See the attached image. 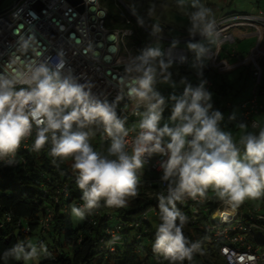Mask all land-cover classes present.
Instances as JSON below:
<instances>
[{
	"label": "clouds",
	"instance_id": "9594fccd",
	"mask_svg": "<svg viewBox=\"0 0 264 264\" xmlns=\"http://www.w3.org/2000/svg\"><path fill=\"white\" fill-rule=\"evenodd\" d=\"M186 2L176 0L180 8ZM190 8L187 31L192 39L186 47L194 54L191 67L202 77L206 62L215 56L213 46L218 45L220 34L211 8L201 0H191ZM130 11L136 16L137 25L144 27L145 17L135 6L130 5ZM155 12L156 5L151 4L146 15L151 18ZM29 15L36 19L35 13ZM24 28L20 24L14 30L18 39L5 70L0 71V161L13 164L21 143L33 133L32 151L39 152L50 143L49 155L54 164L59 166L57 161L64 163L71 159L83 201L81 206L71 207L74 218L84 220L101 206V201L109 208L126 207L129 198L138 195L145 157H166L160 169L161 180L167 182V194L158 195L160 223L152 251L170 264H183L185 260L191 261L195 253L203 254V250L200 242H189L185 237L183 228L188 218L178 209L177 202L182 203L185 198L204 199L211 189L216 199L235 210L246 200L264 196V127L253 133L247 131L248 125L239 124L244 131L238 141L230 131L222 130L223 115L213 110L212 94L205 87L207 81L201 79L194 86L187 77H181L177 83L170 71L173 61L165 59L161 47H145L124 66V74L118 78L119 94L109 103L93 94V82L80 83L70 68L65 71L67 59L62 47L55 57L46 56L47 50L37 38L35 27H29L27 32ZM150 28V35L160 39L161 26L152 23ZM77 30L80 37L73 33L69 41L83 55L99 61L97 48L103 45L94 44L85 30L79 27ZM197 35L203 39L195 40ZM178 43L173 40L170 47L175 48ZM117 51L114 44L108 48L112 55ZM104 60L110 62L111 56H105ZM157 83L172 88L183 85V92L165 97L155 90ZM125 95L146 109L135 113L140 120L132 129L126 127L127 118L117 113ZM169 103L172 105L169 122L161 126ZM94 127L102 128L110 140L106 154L94 150L89 142L95 135ZM137 127L139 131L129 152L126 137ZM119 240V236H112L106 246ZM41 255H50L47 246L29 240L7 249L4 258L27 264Z\"/></svg>",
	"mask_w": 264,
	"mask_h": 264
},
{
	"label": "trees",
	"instance_id": "16d2710c",
	"mask_svg": "<svg viewBox=\"0 0 264 264\" xmlns=\"http://www.w3.org/2000/svg\"><path fill=\"white\" fill-rule=\"evenodd\" d=\"M99 3L106 10L104 24L107 28L115 29L125 25L124 16L128 15V12L122 5L116 0H99ZM232 12L235 11L226 13ZM144 17L147 21L148 17ZM133 35L129 45L137 47L139 39L134 30ZM143 35L144 38L147 37L145 33ZM138 54L139 52H136L135 56ZM209 70L210 68L206 69L208 74ZM220 86H223V83ZM212 91L216 94L218 92L213 86ZM224 94L223 90L213 99L218 105L217 110L229 108L227 117L242 121L239 114L234 115L231 112L230 107L219 105V98ZM165 113L166 111L163 112V116ZM93 140L90 141L93 149L106 154L110 144L99 139ZM50 148L51 145L46 150L34 151L24 166L0 167V216L4 211L11 214L8 221L0 222V264H22L21 260L17 261L11 257L5 259L4 253L17 242L27 241L36 229L41 234L46 233L54 242L53 252L39 260L37 264H93L95 258H99L97 264H101L103 260L105 264H170V261L152 251L156 229L160 223L158 195L161 191L155 179L162 176V173L152 169H150L152 173L146 170L141 172L138 195L129 198L126 207L109 208L101 201V206L93 210L92 214L86 215L80 226L67 227L63 242L60 243L64 223H71L69 210L72 206H79L83 201L82 193L75 183V174L67 171L64 163L57 161L59 164L57 166L52 162L53 158L47 154ZM42 169L45 175L41 174ZM54 181L58 187L53 184ZM54 195H57L56 200L53 198ZM207 196L209 200L197 212L177 205L188 218L183 228L185 237L189 242H200L203 250V254L195 253L191 261L185 260L183 264H224L213 252L212 246L206 242L210 233L208 224L216 220L211 215L217 206L215 195L207 193ZM151 207L155 212L148 211L147 216L143 217L142 212ZM46 216L47 220H44ZM237 216L247 219L249 214H241L238 211ZM224 218L227 219L228 216ZM257 222L264 226V220ZM117 223L121 225L118 232L120 240L114 245V249L110 250L106 247V242L109 241L106 229ZM255 232L254 237L252 235ZM262 236L264 229L252 228L248 233L251 241H259ZM65 245L67 248L63 249Z\"/></svg>",
	"mask_w": 264,
	"mask_h": 264
},
{
	"label": "built area",
	"instance_id": "2783aa9c",
	"mask_svg": "<svg viewBox=\"0 0 264 264\" xmlns=\"http://www.w3.org/2000/svg\"><path fill=\"white\" fill-rule=\"evenodd\" d=\"M79 5L82 6L81 10L78 9ZM90 8H94L95 10L90 11ZM101 12L105 13L102 17L99 15ZM29 13H35L36 19H33ZM14 14H16L15 18ZM262 14H264L262 10H259L257 15L238 13L216 21V29L220 36L218 45L213 49L215 56L203 68L202 77H198L199 82L201 79L207 81L205 85L207 91L212 92L213 82L206 69L217 67L218 69L226 70L230 67L227 59L218 58V51L223 43L235 41L231 28L235 25L254 26V22L257 19L264 20ZM105 16L106 10L100 5L99 0H94V3H86V0H80L77 3H72L69 0H13L8 7L0 10V71L5 70V63L8 61L9 54L13 50V45L18 39L17 36L13 35L14 30L20 24L25 25V32H27L29 27L34 26L37 38L47 50L45 55L55 57L57 50L62 47L66 52L67 59L65 71L70 68L72 74L80 83H84L86 80L93 82L95 85L92 89L93 94L97 95L101 100H107L111 103L119 94L118 78L124 74V66L131 61L136 52L140 53L141 49L129 46L125 40L127 36L133 34V29L129 25L134 18L130 12L124 16L125 25L115 29H109L105 26ZM61 26L64 29L63 31L61 30ZM78 27L87 32L89 39L94 44L103 45V47L97 48V51L100 53L99 61L92 60L83 55L82 50L69 41V37L73 33L78 38L80 37L81 33L77 30ZM87 43L88 40L85 39L84 44L86 45ZM112 44L118 48L115 55L108 52V48ZM170 46L171 44L164 45L163 51L166 54V60L171 59L178 64L186 65L192 58V53L189 54L186 49L182 47L171 48ZM80 47H83V45ZM109 55L111 56V61L106 62L104 57ZM182 57L184 58L183 60H181ZM253 64L251 69L253 93L251 96L238 102V114L241 120L248 124L249 128L257 129L259 124L255 116L259 112H264V103L259 102L257 98L258 93L256 92L259 89V93H264V86H262V67L259 61L253 62ZM14 70L9 69L10 72ZM211 103L213 110H217V103L212 99ZM224 106L230 107L232 103L227 102ZM144 108V105L138 106L134 100L129 99L125 95V98L119 102L117 113L122 118L126 117V124H129L132 119H138L139 116L135 113L137 111L141 112ZM253 123L257 126L253 127ZM129 129H132V127H129ZM138 131L137 127L136 131H130L129 136L126 137L127 150L129 152H131L132 142ZM34 135L33 133L31 138L25 139L21 143L15 156V162L11 164L12 166H24L31 159L34 153L31 150ZM95 135L98 136L100 141L110 144V140L103 133L102 128H96ZM50 145V143L46 144L42 150H46ZM164 159L166 157L153 155L150 158L145 157V163H148L149 168L153 171L162 173L160 163ZM5 165L9 164L0 161V167ZM41 174H46L44 169L41 170ZM155 181L159 183L161 193L166 195L167 182L162 181L161 176L155 179ZM53 184L58 187L55 181ZM53 198L56 200L57 195H54ZM208 200V196L204 199L197 197L195 200L185 198L182 203L177 202V205L197 212ZM148 211L154 213L155 209L153 207L148 208L142 212V216H147ZM224 214H228L227 219H223ZM237 214V208L232 210L217 199L216 209L211 215L216 220L208 224L210 233L207 236V244L212 246L213 252L220 257L224 264H264V248L255 245L248 237V233L252 228L264 229V226H261L257 222L258 220H264V215L250 213L247 219H237ZM10 218L11 214L4 211L0 216V222L8 221ZM44 220H47V216ZM120 228L121 225L119 223L108 227L106 229L108 240L112 236H118ZM114 245L106 247L113 250Z\"/></svg>",
	"mask_w": 264,
	"mask_h": 264
},
{
	"label": "rangeland",
	"instance_id": "374dc122",
	"mask_svg": "<svg viewBox=\"0 0 264 264\" xmlns=\"http://www.w3.org/2000/svg\"><path fill=\"white\" fill-rule=\"evenodd\" d=\"M120 5H122L126 11L130 12V14H132V12L130 11V5L131 6H135L137 9V12L141 15V16H146V12L147 9L149 8V6L151 4H155L156 5V12L155 14L149 18L148 20L145 21L146 25L144 27H140L137 25V20H136V16L133 15L134 18V22L131 23L129 26L134 30V32L137 34L138 37V43H136L137 47L139 49H144L145 47L148 46H159L162 48V50L164 49V45L166 44H171L173 40H177L179 41L177 47H182L184 49H186L188 51L189 54H191L192 52H190L187 47L186 44L189 40H181V39H187L189 38V34H188V27L189 25V19H188V13L192 10L190 8V3L191 0H187L186 5L184 8H180L177 6L176 4V0H116ZM13 2V0H2L0 2V10L4 9L5 7H8L11 3ZM201 3H203L205 6L209 7L212 9L215 20H221V19H225L226 17H229V15H236L238 13L235 12H244V13H250V14H258L259 10L264 11V0H231L230 2H228L227 0H201ZM163 6V7H162ZM227 11H235L232 13H226ZM262 17H264V14H262ZM152 23H158L161 28L163 29L162 33H161V38L157 39L153 36L150 35V25ZM245 26H250V25H245ZM251 28L253 27H257L259 29V31H261L262 33H264V20L262 19H257L256 22H254V26H250ZM146 34L147 37L144 38L143 34ZM134 35H129L126 37V43L129 45V42L133 39ZM203 38H198L195 40H202ZM204 43H207L206 40L203 41ZM242 45V49L244 54H247L249 52V49L251 47V45L253 44V39H244L242 40V42L240 43ZM135 45V46H136ZM130 46V45H129ZM223 48L227 49L228 51H230L233 48H237L238 45L235 42H225L224 44H222ZM214 48V46H213ZM258 51V49L254 50V52ZM260 56V57H259ZM259 60L257 59L256 61H259L262 69H264V63H262V61H264V52H261V54H259ZM219 59H222L221 56H218ZM253 60V59H252ZM250 59V61H252ZM255 60V59H254ZM253 60V61H254ZM229 63L233 61V59L228 60ZM249 61V59H248ZM255 61V62H256ZM194 63V54L192 53V58L189 60L188 64L186 65H181V64H177L173 61V66L170 69V71L173 73V79L175 81H177V83L179 82L181 77H187L189 82H191L194 86L198 84L199 79L198 76L196 74V70L193 69L191 67V65ZM208 64V62H206V65ZM209 75L211 77V79L213 80V88L217 89V87L220 85V82L222 81V79L226 80V84H227V90L225 91V94L223 96L224 99L222 101H218L219 105L223 106L225 104V101L232 103V106H230L231 108V112L234 115H237L239 113V108H238V100L241 96H251L253 93V87H252V81H251V76H250V66L248 65L247 68L246 66H241L239 68H235L233 70H222V69H218L216 68H210L209 70ZM262 86H264V76H262ZM155 90L160 92L162 95H164L165 97H168L170 94H176V95H180L183 92V85H179L176 88H172L167 84H162V83H157L155 85ZM259 89L257 90L256 93H258V100L260 102H264V93H259L258 92ZM212 94V100L214 98L217 97V94L215 92H211ZM171 103H169L167 105V107L165 108V115L163 116L162 120H161V126L164 123L169 122V117L171 115ZM127 107V106H125ZM146 109H142L141 112L145 111ZM228 110L227 109H223L222 111H219L222 113L223 115V120L221 122V128L224 131H230L234 137V139H236L238 141L239 136L243 133L244 130L240 129L238 127L239 124L244 123L246 125H248L246 122L244 121H240L237 120L235 118H231V117H227L228 115ZM256 121L258 122L259 126L257 129H251L249 127H247V131L253 132L255 133V131H259L260 127H264V112H259L258 114H256L255 116ZM140 120V116L138 117V119H135L132 122V125L130 124H126V127H134L136 125H138V122ZM94 131H96V128L94 127ZM258 133V132H257ZM91 139H94L95 141L98 140V136L94 135L93 137H91ZM93 140V141H94ZM49 155V152L47 153ZM50 156V155H49ZM51 157V156H50ZM52 158V157H51ZM72 160L69 159L67 161L64 162L65 167L67 169V171L71 172L72 174H75L71 168V164H72ZM148 171L149 173H152V171L150 170L148 163L144 164L143 169L141 170V172L143 171ZM214 194L211 189H209L208 191V195H212ZM215 195V194H214ZM238 211L241 214L244 213H260L262 215H264V196H262L260 199L258 200H246L242 205H240L238 208ZM69 216L71 219V223H64L63 225V232L60 235V239L59 242L62 243L63 242V236L65 233V230L67 229V227H72V228H76L78 226H80L83 223V220H77L76 218H74L71 214V209L69 210ZM227 216V215H226ZM237 219H240V216H237ZM256 232L253 233L252 236L255 237ZM31 240L32 242L39 244V243H44L47 248H48V252L49 254L51 252H53V244L54 242L52 241V238L48 237L46 233H42L36 229L35 231H33V233L28 237L27 241ZM259 241H252L255 245H257L260 248H264V236L260 237V239H258ZM66 245L63 246V249H66ZM44 255H41L37 260L35 261H28L27 264H37V262L41 259H43ZM22 261V260H21ZM99 261V258H95L92 263L93 264H97V262ZM22 264H26V262L22 261ZM101 264H105V260L102 261Z\"/></svg>",
	"mask_w": 264,
	"mask_h": 264
},
{
	"label": "crops",
	"instance_id": "0c3cea01",
	"mask_svg": "<svg viewBox=\"0 0 264 264\" xmlns=\"http://www.w3.org/2000/svg\"><path fill=\"white\" fill-rule=\"evenodd\" d=\"M250 26L248 27L245 25H235L234 27L231 28V32L235 36L234 42L237 43V45H238V47L236 49L233 48L230 51H228L227 49L223 48V46L219 47L218 56H221L222 59H227V61L230 59L231 60L233 59V61L229 63L230 64L229 70H233V69L239 68L241 66H246V68H247L248 65L250 66V70H251L253 65H254L253 62H255L259 58L258 56H259V54H261V52H264V33L259 31V29L257 27L251 28ZM244 39H253V44L251 45L249 52L247 54H244L243 49H242V45L240 44L242 42V40H244ZM215 48H216V46H214L213 49H215ZM256 49H258V51L254 52V50H256ZM248 59H249V61H248ZM250 59L251 60L255 59V60L250 61ZM262 63H264V61H262ZM250 76H251V72H250ZM262 76H264V69H262ZM251 81H252V78H251ZM225 82H226V80L222 79L220 84L223 83V86L219 85L217 87V91H218L217 94L222 92L223 90L224 91L227 90V84ZM224 97H226V96H222L221 98H219V103H220V101H222L224 99ZM247 97L248 96H241L238 101L245 99ZM226 103H227V101H225L224 105H226ZM261 103H264V102H261ZM134 120L135 119H132V121L130 122L131 125H132V122Z\"/></svg>",
	"mask_w": 264,
	"mask_h": 264
},
{
	"label": "water",
	"instance_id": "95a60500",
	"mask_svg": "<svg viewBox=\"0 0 264 264\" xmlns=\"http://www.w3.org/2000/svg\"><path fill=\"white\" fill-rule=\"evenodd\" d=\"M69 1L72 2V3H77V2H79L80 0H69ZM78 9L81 10V9H82V6L79 5ZM198 38H201V37H200L199 35H197V36L195 37V39H198ZM191 39H192V37H189V38H187V39H181V40H191Z\"/></svg>",
	"mask_w": 264,
	"mask_h": 264
},
{
	"label": "bare ground",
	"instance_id": "6f19581e",
	"mask_svg": "<svg viewBox=\"0 0 264 264\" xmlns=\"http://www.w3.org/2000/svg\"><path fill=\"white\" fill-rule=\"evenodd\" d=\"M226 215L228 216V214H224V216H223V217H227ZM224 219H225V218H224Z\"/></svg>",
	"mask_w": 264,
	"mask_h": 264
}]
</instances>
